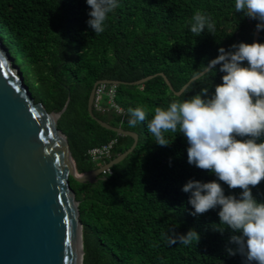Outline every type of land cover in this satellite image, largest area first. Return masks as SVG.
<instances>
[{
  "label": "trees",
  "instance_id": "16d2710c",
  "mask_svg": "<svg viewBox=\"0 0 264 264\" xmlns=\"http://www.w3.org/2000/svg\"><path fill=\"white\" fill-rule=\"evenodd\" d=\"M91 9L86 0H0V40L22 73L33 97L58 119L79 172L109 162L134 142L103 127L88 111L94 84L100 80L125 82L117 86L116 103L126 112L97 117L139 134L135 149L101 174L96 182L80 183L71 177L83 226V264H245L227 248L234 233L219 224V207L193 216L188 180L208 182L216 176L187 162V140L182 133H166L169 146H159L147 121L128 126L129 108L142 106L151 119L156 107L166 108L211 91L221 83L219 65L192 82L177 96L158 75L143 85L129 83L164 73L176 92L205 70L218 55L240 42L251 44L257 21L236 13L235 0H118L105 31L95 34L86 21ZM215 22V32L198 36L188 30L197 12ZM258 42L264 43V30ZM128 83V84H126ZM113 143L109 156L94 158L90 151ZM225 195L239 198L240 189ZM264 203V181L251 188ZM224 228L223 232L216 229ZM194 229L200 236L189 246L168 245L165 233Z\"/></svg>",
  "mask_w": 264,
  "mask_h": 264
},
{
  "label": "clouds",
  "instance_id": "9594fccd",
  "mask_svg": "<svg viewBox=\"0 0 264 264\" xmlns=\"http://www.w3.org/2000/svg\"><path fill=\"white\" fill-rule=\"evenodd\" d=\"M86 4L91 9L86 23L99 35L118 0H86ZM235 11L256 20L257 30H264V0H235ZM188 30L193 36L205 30L212 34L215 22L197 11ZM217 65L223 75L211 91L204 89L189 99L174 100L166 108L156 107L151 119L144 107L129 108L128 126L147 121L155 143L165 147L173 140L166 133L183 134L188 164L217 178L208 182L190 179L182 186L183 192L190 193V214L199 216L219 207V224L234 233L228 242L236 247L227 248L228 254H240L245 264H264V203L257 202L251 191L264 181V43L240 42L229 50L219 48L197 78ZM217 181L229 189H240L239 198L225 195ZM225 227L216 230L223 232ZM165 239L168 245L189 246L200 236L194 229L177 234L169 228Z\"/></svg>",
  "mask_w": 264,
  "mask_h": 264
},
{
  "label": "water",
  "instance_id": "95a60500",
  "mask_svg": "<svg viewBox=\"0 0 264 264\" xmlns=\"http://www.w3.org/2000/svg\"><path fill=\"white\" fill-rule=\"evenodd\" d=\"M260 32L256 28L253 42H258ZM158 75L177 96L199 79L198 75L192 78L179 92L164 73L129 84L143 85ZM122 83L97 81L88 111L103 127L129 135L134 142L100 167L79 172L58 125L71 96L60 113L49 112L35 100L0 40V264H83V226L71 177L80 183L96 182L137 146V132L115 126L94 113L97 87Z\"/></svg>",
  "mask_w": 264,
  "mask_h": 264
},
{
  "label": "built area",
  "instance_id": "2783aa9c",
  "mask_svg": "<svg viewBox=\"0 0 264 264\" xmlns=\"http://www.w3.org/2000/svg\"><path fill=\"white\" fill-rule=\"evenodd\" d=\"M117 85L101 84L97 87L94 109L101 113L114 112L118 116H124L125 111L116 103ZM113 143L96 147L90 151L94 158H102L110 155Z\"/></svg>",
  "mask_w": 264,
  "mask_h": 264
}]
</instances>
